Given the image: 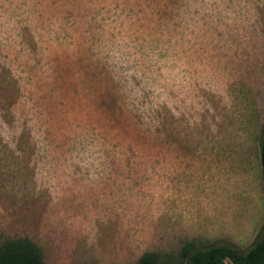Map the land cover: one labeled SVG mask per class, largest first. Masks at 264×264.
Wrapping results in <instances>:
<instances>
[{"label": "rangeland", "instance_id": "374dc122", "mask_svg": "<svg viewBox=\"0 0 264 264\" xmlns=\"http://www.w3.org/2000/svg\"><path fill=\"white\" fill-rule=\"evenodd\" d=\"M263 126L264 0H0V243L247 251Z\"/></svg>", "mask_w": 264, "mask_h": 264}, {"label": "trees", "instance_id": "16d2710c", "mask_svg": "<svg viewBox=\"0 0 264 264\" xmlns=\"http://www.w3.org/2000/svg\"><path fill=\"white\" fill-rule=\"evenodd\" d=\"M259 154L264 178V126L259 139ZM147 251L136 264H264V227L247 251L231 244L198 248L186 242L176 257ZM0 264H44L40 249L29 238L7 239L0 243Z\"/></svg>", "mask_w": 264, "mask_h": 264}]
</instances>
